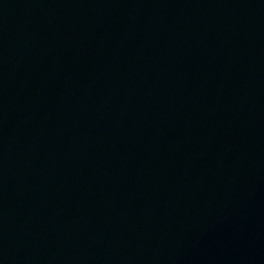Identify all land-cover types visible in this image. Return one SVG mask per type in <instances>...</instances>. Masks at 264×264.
<instances>
[{
	"label": "water",
	"instance_id": "1",
	"mask_svg": "<svg viewBox=\"0 0 264 264\" xmlns=\"http://www.w3.org/2000/svg\"><path fill=\"white\" fill-rule=\"evenodd\" d=\"M0 264H264V0H0Z\"/></svg>",
	"mask_w": 264,
	"mask_h": 264
}]
</instances>
